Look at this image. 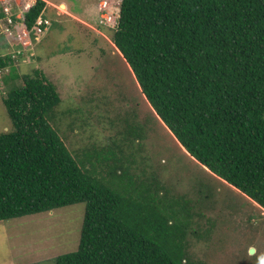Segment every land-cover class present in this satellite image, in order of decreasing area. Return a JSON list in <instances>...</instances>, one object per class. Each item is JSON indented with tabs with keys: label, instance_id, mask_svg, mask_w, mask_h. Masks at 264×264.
<instances>
[{
	"label": "trees",
	"instance_id": "trees-1",
	"mask_svg": "<svg viewBox=\"0 0 264 264\" xmlns=\"http://www.w3.org/2000/svg\"><path fill=\"white\" fill-rule=\"evenodd\" d=\"M46 4L25 14L29 29ZM120 8L116 29L100 25L114 30L159 118L190 156L264 208V0H122ZM7 40L23 54L17 35ZM12 58L0 56L2 86ZM8 81L3 101L14 129L0 134V221L84 202L78 248L56 264H203L187 239L203 233L208 205L194 208L143 155L142 128L72 149L61 126L73 135L89 128L85 111L73 110L80 126L65 123L72 110L61 111L63 98L41 69ZM99 123L115 121L103 111Z\"/></svg>",
	"mask_w": 264,
	"mask_h": 264
},
{
	"label": "rangeland",
	"instance_id": "rangeland-1",
	"mask_svg": "<svg viewBox=\"0 0 264 264\" xmlns=\"http://www.w3.org/2000/svg\"><path fill=\"white\" fill-rule=\"evenodd\" d=\"M49 1L56 3L48 4L46 12L53 25L40 43L22 48L23 54L8 67H14V72L4 80L3 91L0 89V134L14 129L3 101L14 87L7 80L14 74L33 75L41 69L63 98L61 111L72 110L62 117L64 122L80 126L79 114L73 110L83 109L82 116L92 124L74 135L61 126L72 149L118 138L120 131L126 133L133 126L142 128L146 133L143 155L156 160L163 177L192 200L194 208L208 205L198 226L203 233L189 234L187 239L194 258L203 264H264V208L190 156L159 118L113 43L114 30L100 25L104 19L98 11L99 0H66L71 6L67 12L60 8L64 0ZM32 2L22 0L25 5ZM11 33L14 39L17 34ZM8 34L0 35V55L7 51L15 55V46H7ZM15 83L22 85L21 79ZM103 111L109 113L114 125L99 123ZM138 142L142 141L136 145ZM200 181L209 186L212 196L200 192ZM85 207L80 202L1 220L0 264H56L57 256L78 248ZM251 248H255L253 254Z\"/></svg>",
	"mask_w": 264,
	"mask_h": 264
},
{
	"label": "built area",
	"instance_id": "built-area-1",
	"mask_svg": "<svg viewBox=\"0 0 264 264\" xmlns=\"http://www.w3.org/2000/svg\"><path fill=\"white\" fill-rule=\"evenodd\" d=\"M13 1H15L16 3L21 2V5H22L21 0H13ZM1 6L4 9V12L8 15V17H7V23H4L3 20L0 18V35L4 34L6 32H9L10 36L7 38H10L11 36H14L11 32H15V34H16V31L18 30V28H20V26H23V28L19 29V31L17 33V38L19 39L20 43L23 45V47L25 49H26V47H29V46L31 48L34 45V40L32 38L33 33L36 36L35 39L38 42H40L42 40L43 36L45 35V33L47 32L48 27L51 25L50 19L40 16L36 20V24L33 26L32 29H29L27 27V24L25 21L26 17H25L24 12L30 8L31 4H27L22 9L21 15L19 16L20 19L22 20L20 22V24H18L17 22L15 23V21L11 17L12 16L11 11L13 10V6H12L11 2L9 3L8 0H3V3H1ZM98 10L101 13L105 23L109 24L113 28L117 24H119L116 20L117 19L116 15L118 13L119 7H118V5L113 3V1H111V0H100ZM44 25H46L48 27L44 28L43 27ZM14 28H17V29H14ZM18 54H21V53L16 50L14 56L17 57ZM0 73H3V70L2 71L0 70ZM0 83H1V81H0Z\"/></svg>",
	"mask_w": 264,
	"mask_h": 264
},
{
	"label": "clouds",
	"instance_id": "clouds-1",
	"mask_svg": "<svg viewBox=\"0 0 264 264\" xmlns=\"http://www.w3.org/2000/svg\"><path fill=\"white\" fill-rule=\"evenodd\" d=\"M22 1V0H21ZM37 1L38 0H33V2L32 3H30L31 4V6H30V8L29 9H27L24 13L26 14L27 12H29L30 11V9L34 6V5H36L37 4ZM111 1H113V3H115L116 5H118V7H119V10H118V13H117V22L120 24V16H121V3H122V0H119V4L117 3V0H116V2H115V0H111ZM9 2V1H8ZM99 2H100V0H99ZM11 4H12V6L14 5V4H16L18 7H19V9L17 10V13H14L13 11H11L12 12V18H13V20L14 21H16V22H21L22 20L20 19V15H21V12H22V9L24 8V6H26L24 3L21 5V2H18V3H16L15 1H12L11 2ZM46 6H47V4H46ZM98 6H99V4H98ZM11 7V6H10ZM99 11V10H98ZM46 12H47V7L45 8V10L43 11V13L40 15V16H42V17H44V16H46ZM0 14H4L5 16L4 17H0L2 20H3V22L4 23H7V17H8V15L4 12V9L2 8V6H1V0H0ZM39 16V17H40ZM100 16H101V18H103L102 17V15H101V13H100ZM38 17V18H39ZM14 18H16V20L14 19ZM47 18V17H46ZM19 19V20H18ZM103 21V23H105L104 22V20H101L100 22H102ZM105 24H107V23H105ZM119 24H117L114 28L113 27H111L109 24H107L108 26H110L111 28H113V29H116L118 26H119ZM51 26V25H50ZM49 28L50 27H48V30H49ZM48 30H47V32L45 33V35L44 36H46V34L48 33ZM43 36V37H44ZM4 37H6V36H4ZM8 52V51H7ZM7 52H4L3 54H1L0 56H7L8 54H7ZM17 57H19V56H17ZM12 59H14V60H16L17 58L13 55V58ZM13 61V60H12ZM16 69V68H15ZM2 71V70H1ZM4 72V71H3ZM0 81H1V79H0ZM0 89L3 91V86H2V82L0 83ZM254 201V200H253ZM260 206V205H259ZM262 207V206H261Z\"/></svg>",
	"mask_w": 264,
	"mask_h": 264
},
{
	"label": "crops",
	"instance_id": "crops-1",
	"mask_svg": "<svg viewBox=\"0 0 264 264\" xmlns=\"http://www.w3.org/2000/svg\"><path fill=\"white\" fill-rule=\"evenodd\" d=\"M44 1H46L47 6H48V4L51 3V1H49V0H44ZM51 4L54 6L56 3L52 2ZM61 4H66V5H67V10L70 9V7H71L70 4H68V3L66 2V0H64V2L61 3ZM47 6H46V7H47Z\"/></svg>",
	"mask_w": 264,
	"mask_h": 264
},
{
	"label": "bare ground",
	"instance_id": "bare-ground-1",
	"mask_svg": "<svg viewBox=\"0 0 264 264\" xmlns=\"http://www.w3.org/2000/svg\"><path fill=\"white\" fill-rule=\"evenodd\" d=\"M60 8H61V10H64V11L67 12V6H66V4H61L60 5Z\"/></svg>",
	"mask_w": 264,
	"mask_h": 264
},
{
	"label": "water",
	"instance_id": "water-1",
	"mask_svg": "<svg viewBox=\"0 0 264 264\" xmlns=\"http://www.w3.org/2000/svg\"><path fill=\"white\" fill-rule=\"evenodd\" d=\"M255 252V248L250 249V253L253 254Z\"/></svg>",
	"mask_w": 264,
	"mask_h": 264
}]
</instances>
